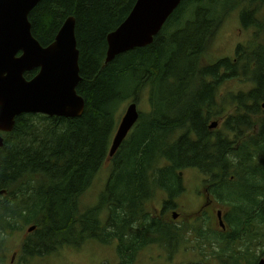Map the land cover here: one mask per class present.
<instances>
[{
	"label": "trees",
	"instance_id": "trees-1",
	"mask_svg": "<svg viewBox=\"0 0 264 264\" xmlns=\"http://www.w3.org/2000/svg\"><path fill=\"white\" fill-rule=\"evenodd\" d=\"M232 1L182 0L151 44L116 56L108 64L107 36L127 18L136 0H41L32 9L31 34L43 47L53 42L67 18L74 19L80 78L76 93L84 100V111L75 118L23 114L15 119L10 133L2 134L0 264L8 262L3 251L7 237L19 225L28 224L34 231L21 248L22 263L91 239L104 245L115 242L116 264H133L145 245L166 250L175 240L168 211L184 192L180 176L186 170L208 177L212 200L230 210L223 221L228 232L214 225L210 215L194 214L198 222L191 230L201 243L219 241L225 250L239 240L248 218L243 199L253 203L260 215L258 223L264 226V142L259 149H247V157L263 156V189L248 187L255 194L244 196L240 183L229 182L224 171V163L240 159L242 153L228 149L227 138L207 128L223 110L215 100L222 69L230 77L241 71L238 59L236 64L202 63ZM263 47L251 60L264 64ZM35 75L36 71L24 77ZM249 77L257 86L244 98H232L230 105L257 113L264 102V68L251 70ZM141 94L147 95L149 113L139 114L109 158L120 110L127 101L136 103ZM231 117L228 128L238 131L243 123L250 126L248 115ZM261 134L264 137V128ZM107 160L109 175L103 192L97 205L86 209L80 198ZM158 191L167 198L162 210L152 214L151 202Z\"/></svg>",
	"mask_w": 264,
	"mask_h": 264
},
{
	"label": "water",
	"instance_id": "water-1",
	"mask_svg": "<svg viewBox=\"0 0 264 264\" xmlns=\"http://www.w3.org/2000/svg\"><path fill=\"white\" fill-rule=\"evenodd\" d=\"M40 1L0 0V147L1 134L11 132L15 119L22 114L75 118L84 111V100L76 94L80 78L74 19L67 18L53 42L42 47L32 37L28 21ZM181 1L136 0L127 18L107 36L105 63L151 44ZM34 71L35 76L25 79L26 73ZM138 117L137 106L131 102L113 136L109 157L115 154ZM218 221L223 226L220 212ZM32 230L34 227L28 232Z\"/></svg>",
	"mask_w": 264,
	"mask_h": 264
},
{
	"label": "rangeland",
	"instance_id": "rangeland-1",
	"mask_svg": "<svg viewBox=\"0 0 264 264\" xmlns=\"http://www.w3.org/2000/svg\"><path fill=\"white\" fill-rule=\"evenodd\" d=\"M237 16L229 14L220 23L219 29L214 33L211 41L204 51V58L202 63L204 65L215 63L221 58L234 59L237 58V51L240 45H245L251 41V32H243L240 34L238 32L239 25L234 20ZM107 50V49H106ZM231 84H235L232 82ZM236 95H240L243 91L241 86L236 87ZM230 89L226 85H221L217 89V102L221 103L224 98H227V93ZM145 92V91H144ZM143 92V93H144ZM133 101H127L120 110L119 118L120 120L127 108V106ZM137 109L141 114L149 113V105L146 94H141L139 99L136 101ZM106 161L103 167L100 168L97 176L95 177L92 186L87 190V192L81 196L80 200L86 209L94 208L98 203L99 195L103 192V183L106 180L108 174V166L110 163ZM108 174V175H107ZM107 175V176H106ZM204 177L200 172L196 170H186L182 175V185L184 187V193L180 194L172 201V208L168 211L169 216L167 219L171 222L174 231V241L169 246H166V250L162 249L160 246L150 245V248H144L141 253L147 251V255L151 257L150 264H242L244 261L242 251L244 246L240 245L239 240L236 243H231L227 249L222 250L218 245L219 241H209L206 242L205 239L202 241L206 242V245L199 241V237L192 232L194 229V216L192 212H196L199 208L202 199L198 196L201 191L199 187L203 183ZM167 198L166 194L158 191L156 196L153 198L152 214H157L162 205V201ZM215 200V199H213ZM216 201V200H215ZM217 202V201H216ZM248 204H246L247 206ZM215 208L222 210H228L226 205L217 202ZM222 208V209H221ZM215 214V213H214ZM177 215V220L173 221L172 216ZM215 215H212V222L215 225L216 221ZM176 219V218H175ZM187 220V221H185ZM185 221V222H184ZM32 224H28L12 231L7 237L3 251L7 256V261L11 260L13 253L18 252L20 256V250L23 243L28 240L32 233H28ZM188 226V228L186 227ZM204 227V226H201ZM168 228V227H167ZM255 232L259 234L253 239V242H248L247 245L251 248L255 245V249L252 250L254 257L259 255L260 245L256 244L257 241L262 243V250L264 252V226L261 225L256 229ZM171 236V235H170ZM170 236H167L168 239ZM209 238V237H208ZM244 238V236H242ZM175 243V244H173ZM217 243V244H216ZM246 245V246H247ZM66 247V248H65ZM71 248L58 247L53 252L42 257H32L28 259L27 264H109L116 257L115 254V242L110 245L99 244L95 240H85L79 246H69ZM17 255V256H18ZM145 254V256H147ZM16 256V257H17ZM167 257V259H165ZM165 260L170 261L166 263ZM253 260V259H252ZM23 259L17 257L13 264H24ZM8 264V263H6ZM11 264V263H10ZM245 264V263H244Z\"/></svg>",
	"mask_w": 264,
	"mask_h": 264
},
{
	"label": "flooded vegetation",
	"instance_id": "flooded-vegetation-1",
	"mask_svg": "<svg viewBox=\"0 0 264 264\" xmlns=\"http://www.w3.org/2000/svg\"><path fill=\"white\" fill-rule=\"evenodd\" d=\"M229 14H233V16L237 14V16L234 17V20L239 25L238 32L242 34L243 32L250 31L252 34L250 38L251 41H249L245 45H240L237 51V58H234L232 60L221 58L217 60V62L228 61L229 64H231L230 63L231 61H234L233 64H236L235 61L238 59L239 60L238 63L240 64L241 71H238L235 74V76L230 77V73L227 72V69L226 68L222 69V73L224 77L222 80L219 81L217 89L221 85H226L230 90L227 93V98H224L221 103L217 102V94H216V99H215L216 104L222 106L223 110L219 111L217 115H214L212 117V119L208 122L207 128L209 132L212 133L215 132L216 134H221L225 136L229 143L228 149H234L235 151L239 150L242 153L240 159L237 160L233 159L232 163H224V171L227 175V179L229 182L240 183V195L243 194L244 196H252L255 193L251 194L247 189L248 187L254 188L257 191L263 189V184H262L263 156L247 157L248 155L247 149L250 147L251 149L253 148L259 149L261 148V145L264 142L263 140L264 137L261 134V131L264 128V108H262V104L264 102H261L259 104V111L257 113L246 112L243 109L237 110L238 106L233 104L230 105V102L232 98L235 99L237 98L236 87L241 86L243 90L241 94L238 95V98H244L246 94H248L251 90H253L255 86H257V82L253 80L251 77H249V72L255 68H264L263 63L259 61L255 62L251 60L252 59L251 55H253L254 58L257 52H260L259 47L260 46L263 47L264 45V0H233L230 4L229 10L227 12V16ZM263 53H264V47H263ZM217 62L213 64L210 63L207 65H214ZM232 82H235V84H231ZM247 103L249 102L247 101ZM235 115H240V116L248 115L249 117H251V120L249 121L250 126L243 123L241 127H238V131H236L234 128H228V122L231 121L232 118L231 116H235ZM260 120H262V122L257 124V122ZM180 177L182 178V175ZM202 177H204L205 179L203 183L200 184L199 187L201 188V191L198 193V196L202 199V201L197 211L194 213L192 212L191 216H194V214L197 213L198 211L210 215L211 217L212 215H215V219L213 218V221H216L215 225H218L220 229L221 228L225 229V232H228V228L226 229L224 224L223 226L220 227L218 221V213L220 212V218L221 221L223 222L224 219L230 214V210L229 209L219 210L215 208L216 203L212 200L211 192H209V190H212L211 186L210 189H208V186L206 185V182L210 179L203 175ZM248 180L250 181L249 183H247ZM257 197H259V195ZM247 203H251V201H249L248 199H243V204L246 205ZM162 207L163 206L160 205L159 211L162 210ZM244 214L247 215L248 218L244 223H242V226L240 228L241 229L240 237L238 238L240 245L244 246V249L241 254L244 258L242 264L244 263L258 264L261 260L264 261V252L262 250L263 248L262 243L258 241L256 243L259 244L261 247L259 250L260 251L259 255L257 257H254L253 254L251 253L252 250L255 249V245L249 248L247 243L248 242L254 243L253 239L256 237V235L259 234L258 232L255 231L257 228L261 226L258 223V218L260 215L257 214L256 211L254 210L253 203L248 204L246 206L244 210ZM242 236H244V238H242ZM236 242H238V240L234 239L232 243H236ZM67 248H71V247L67 246ZM144 248L148 249L150 248V245H145L139 250L138 255L135 258L137 259V261L134 259L133 264H150L151 257L147 255V251L143 253L145 250ZM142 250L143 252L141 253ZM145 254L147 256H145ZM17 255L18 252L13 253L10 262L8 259L7 263L13 264L15 259L19 257V255L18 256ZM165 259H167V257ZM114 261L115 259L111 262ZM117 262L118 261H115L113 264H116ZM165 262L170 263V261L168 260H165ZM24 264H27V262H25Z\"/></svg>",
	"mask_w": 264,
	"mask_h": 264
}]
</instances>
